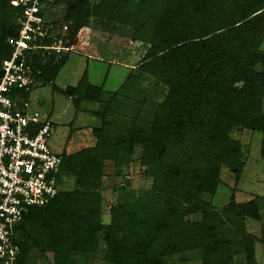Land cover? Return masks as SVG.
<instances>
[{"label": "trees", "instance_id": "16d2710c", "mask_svg": "<svg viewBox=\"0 0 264 264\" xmlns=\"http://www.w3.org/2000/svg\"><path fill=\"white\" fill-rule=\"evenodd\" d=\"M14 1L0 0V76L11 53L6 38L15 36L24 10ZM51 5L65 6L58 20L66 26L65 46L75 44L94 18L130 28V41L144 50L112 91L92 84L86 70L74 86L58 87L54 81L70 51L27 55L38 86L48 84L67 96L77 113H89L101 125L91 129L93 146L61 154L56 196L30 207L13 228L14 264H36L34 250L46 264H80L78 258L96 256L100 241L105 264H172L176 257L188 264L191 252L201 264H257L259 239L245 225L246 219L261 221L257 199L236 203L232 195L217 209L202 196L215 195L222 167L239 180L248 146L235 133L264 137V0H54ZM29 94L22 92L21 98ZM136 146L139 173L151 179V188L134 192L129 181L113 186L118 200L104 222L105 169L111 164L113 176H121ZM65 177L73 179L71 188L61 186Z\"/></svg>", "mask_w": 264, "mask_h": 264}, {"label": "rangeland", "instance_id": "374dc122", "mask_svg": "<svg viewBox=\"0 0 264 264\" xmlns=\"http://www.w3.org/2000/svg\"><path fill=\"white\" fill-rule=\"evenodd\" d=\"M99 1L89 0L92 4ZM53 2L54 0H44V16L46 20L53 21L56 29H60L58 20H62L65 6H52ZM89 23L77 34L75 46L78 52L68 53V58L54 82L61 89L66 86H74L83 71L86 70L92 84L101 85L106 91L115 90L142 57L144 48L142 44L130 41V28L103 23L94 18ZM261 48L264 49V39ZM30 100L32 109L52 112L54 130L48 139V146L52 152L60 155L67 154L95 144L91 129L100 126L101 120L89 113H77L67 96L59 92H52L48 84L37 85L31 93ZM235 137L248 146L247 161L239 180L236 182L229 170L222 167L220 171L222 183L216 189L215 195H203L202 199L217 209L224 207L231 200L232 195L236 203L257 199L261 221L246 219L245 225L246 231L259 239L255 247V258L257 264H264V157L261 154L264 148V137L260 133L250 134V132L235 133ZM140 149L139 146H136L134 160L129 168H123L121 176H113L114 170L111 164L106 167L104 189L100 192L102 221L108 220V213L118 200V196L112 189L113 186L129 181L130 188L134 192L151 188V179L145 178L139 173L137 158ZM61 186L65 189L71 188L73 179L65 177L61 180ZM189 220L194 222L193 217H190ZM103 249L104 242L100 241L95 257L87 259L80 257L78 261L80 264H105L102 260ZM188 256L192 258L188 264H201L200 259L194 253L191 252ZM33 259L36 264H46L36 250H34ZM234 259L235 261L243 260L239 256ZM171 263L181 264L177 257L172 259Z\"/></svg>", "mask_w": 264, "mask_h": 264}, {"label": "built area", "instance_id": "2783aa9c", "mask_svg": "<svg viewBox=\"0 0 264 264\" xmlns=\"http://www.w3.org/2000/svg\"><path fill=\"white\" fill-rule=\"evenodd\" d=\"M24 5L15 36L7 37L10 56L2 62L0 76V261L14 264L17 246L13 228L30 207H42L58 193L56 174L61 155L52 152L48 139L54 122L47 111L31 108V93L38 85L26 61L40 52L50 57L77 51L65 46L66 26L46 20L41 0H15ZM22 92H30L21 98ZM128 177V176H126Z\"/></svg>", "mask_w": 264, "mask_h": 264}, {"label": "crops", "instance_id": "0c3cea01", "mask_svg": "<svg viewBox=\"0 0 264 264\" xmlns=\"http://www.w3.org/2000/svg\"><path fill=\"white\" fill-rule=\"evenodd\" d=\"M48 112V111H47ZM50 114V116H52V112H48ZM52 118V117H51Z\"/></svg>", "mask_w": 264, "mask_h": 264}]
</instances>
